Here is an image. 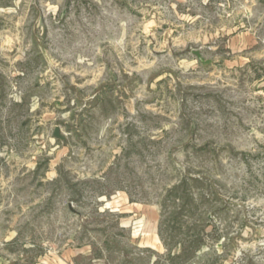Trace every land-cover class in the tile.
Masks as SVG:
<instances>
[{"label":"rangeland","instance_id":"obj_1","mask_svg":"<svg viewBox=\"0 0 264 264\" xmlns=\"http://www.w3.org/2000/svg\"><path fill=\"white\" fill-rule=\"evenodd\" d=\"M0 264H264V0H0Z\"/></svg>","mask_w":264,"mask_h":264},{"label":"water","instance_id":"obj_2","mask_svg":"<svg viewBox=\"0 0 264 264\" xmlns=\"http://www.w3.org/2000/svg\"><path fill=\"white\" fill-rule=\"evenodd\" d=\"M193 54L196 56V58L202 65H207L212 62L211 59L203 57L199 50H193ZM53 135L57 138L63 139V136L60 134V129L58 126L55 127Z\"/></svg>","mask_w":264,"mask_h":264}]
</instances>
